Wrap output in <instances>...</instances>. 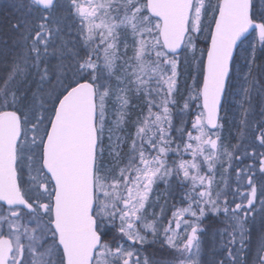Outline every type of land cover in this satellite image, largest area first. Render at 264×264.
Instances as JSON below:
<instances>
[{"label": "snow or ice", "instance_id": "snow-or-ice-1", "mask_svg": "<svg viewBox=\"0 0 264 264\" xmlns=\"http://www.w3.org/2000/svg\"><path fill=\"white\" fill-rule=\"evenodd\" d=\"M0 12V264H264V0Z\"/></svg>", "mask_w": 264, "mask_h": 264}, {"label": "rangeland", "instance_id": "rangeland-1", "mask_svg": "<svg viewBox=\"0 0 264 264\" xmlns=\"http://www.w3.org/2000/svg\"><path fill=\"white\" fill-rule=\"evenodd\" d=\"M0 3H2V0H0ZM2 15H3L2 12H0V18H2ZM129 55H131V53H129ZM257 63H260V61H257ZM180 71H181V74H182V78L187 79L190 76V74L192 72V69L190 67H185L184 65H181ZM256 98H257V96H255L253 98V101H252L253 107L258 106L256 104L257 103ZM233 110L235 111V108ZM224 135L228 138V140H231V137L233 135H235V128L232 126L231 122L229 124H226L225 130H224ZM161 203H163V201H161ZM172 203H173V201H169V206L166 209V212L169 215L171 213V205H172ZM175 203H177V204L179 203L178 197L176 198ZM212 221H213V219L210 220V221H207V222H212ZM210 229H211V232H210L209 236L205 238L206 247L202 250V255H204L206 259H211L212 258L211 253H212V251H213V249L215 247V245L213 243V235H212V233H214V227L211 226ZM258 237H259V223H257L255 234L253 235V238H252L250 246H249L250 247V251L245 256L246 259L251 257V261H254V259H255V249H256V246H257V243H258ZM154 247H151V248H154ZM251 261H250V264H251Z\"/></svg>", "mask_w": 264, "mask_h": 264}, {"label": "flooded vegetation", "instance_id": "flooded-vegetation-1", "mask_svg": "<svg viewBox=\"0 0 264 264\" xmlns=\"http://www.w3.org/2000/svg\"><path fill=\"white\" fill-rule=\"evenodd\" d=\"M135 103H142V102H135ZM132 115H133V117H135V115H136V111H133ZM128 130H129V131H133L131 125L128 126ZM206 223H208L207 225L210 226V228H211V226H213V227H214V230H215L217 227H220V225L216 222L215 219H213L212 222H206ZM158 248H159V244H157V245L155 246V248H153V249H150V247H149V248L146 249V251H145L144 254H145V255H149V256H157V255H159V253L157 252V249H158Z\"/></svg>", "mask_w": 264, "mask_h": 264}, {"label": "trees", "instance_id": "trees-1", "mask_svg": "<svg viewBox=\"0 0 264 264\" xmlns=\"http://www.w3.org/2000/svg\"><path fill=\"white\" fill-rule=\"evenodd\" d=\"M256 101H257V105L258 106H256V107H260V106H264V95H262V96H257V98H256ZM159 209H157V211H158ZM155 248V247H154ZM150 249H153V248H151L150 247Z\"/></svg>", "mask_w": 264, "mask_h": 264}]
</instances>
